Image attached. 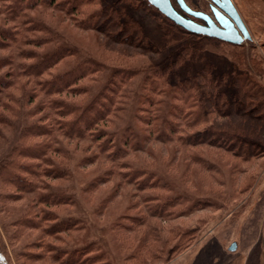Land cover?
I'll return each mask as SVG.
<instances>
[{
  "label": "rangeland",
  "instance_id": "obj_1",
  "mask_svg": "<svg viewBox=\"0 0 264 264\" xmlns=\"http://www.w3.org/2000/svg\"><path fill=\"white\" fill-rule=\"evenodd\" d=\"M116 1L102 0L105 4H114ZM118 1H121L118 2L119 5H125V25L122 24L124 19L111 24L109 18L102 16L99 17L98 24L103 23L108 28L100 31L79 25L86 17L84 14L95 8L96 4L91 2L69 0L72 12H67L62 10L68 6L67 0H52L48 7L39 5L30 11L31 17L44 21L49 30L39 31L36 26L28 30L27 38L30 39L27 41H33L29 46L35 49V53L41 54L51 48L62 55L60 59L53 61L56 64L49 67V72L55 74L85 57L101 61L108 68L98 75H101L98 80L92 81V86L91 83L86 84L94 88L91 91L95 93L109 75L111 66L141 70L126 78L125 82L116 75V91L120 90L118 97H121L118 101L125 104L116 113V118L107 119L105 124L108 129H116L117 132L98 140L101 145L110 147L108 151L102 152L97 142L86 137L53 138V148L45 153L50 155L52 167L49 171L54 174L48 173L42 181L57 194L69 195L72 201L67 205L49 207L59 215L76 219L78 230L60 233L63 238L44 235L42 240L54 243L55 248H59L57 251L85 246L80 256L84 260L97 259V264H264L262 120L247 118L242 110L227 117L214 114L216 123L231 126L220 128L215 122L198 123L191 117L182 116L173 119L175 131L171 133L170 139L165 140L158 138L153 131L156 107L152 106L151 110V106L144 103L142 106L139 104L138 108L148 112L143 113V120H135L136 125L141 128L142 137L129 136L126 139L122 132L125 123L131 122L136 95L148 93L150 84L147 82L155 80H144L152 72L150 65L154 66L161 60L157 49L151 44L162 48L166 41H174L173 45L167 46L169 50L166 53H176L186 43L200 42L199 49L204 51L206 59L212 61L218 58V52L232 51L231 47L221 46L220 39H211L215 37L202 38L187 30H179L144 8L135 10L125 0ZM191 1L206 3V0ZM12 2L0 0V28L7 35L18 27V22L23 23L25 15V10L14 9ZM234 2L253 35L251 41L242 42L243 55L250 54L248 49L252 47L251 51L258 57L257 66L263 70L264 3L262 0ZM136 29L143 31L147 44L143 41L140 45L130 42L138 38ZM43 37H49L47 43H40ZM197 37L200 41L196 40ZM8 40L6 38L5 42ZM63 47L74 48L75 53L63 55L58 52ZM6 51L0 50V55H7ZM12 54L11 51V56ZM7 57V64L1 68L3 73H8L13 78L12 65L15 62L9 61L10 57ZM32 60L29 58L26 61ZM18 61L25 62V59L19 58ZM199 63L195 58L189 59L178 72L192 71ZM81 67H85L84 64ZM240 72L256 78L264 86L259 75L255 76L244 68ZM46 73L40 78L46 77ZM84 80L88 81L81 78L79 83ZM173 82L172 77L169 85H163L161 90L168 94ZM39 89L41 85L34 79L33 91ZM158 93L156 96L163 95L160 90ZM89 95V90L77 94L80 101L87 99ZM58 96L59 94H53V97ZM18 98L23 110L28 109L22 97ZM45 102V97L38 91L32 103H28L36 112L34 115L26 118L23 110V117L20 114L12 117L11 111L1 114L5 121L0 122V163L5 160L10 146L16 144L24 125L37 123L38 118L42 119L44 115L46 118L43 122L53 125L55 109ZM241 107L256 114L258 103L255 99L246 97L241 100ZM207 125L212 128L204 129ZM93 129L96 132L106 130L100 124H93ZM213 129L220 134H213ZM58 135L62 137L60 133ZM249 137L250 140L246 139ZM182 139L186 144H180ZM115 149L118 150L117 153H114ZM30 161L26 160L25 163L29 164ZM109 167L115 169V174L108 173ZM164 181L168 184L167 187L156 185ZM10 190L12 188H0V196ZM20 193L16 196L18 198L0 197V247L7 264L69 263L71 260L63 262L65 256L50 251L47 245L41 244V238H38L42 227L52 221H41V227L34 229L15 222L28 213L23 216L24 221L28 220L26 216H32L27 223H37L41 215L38 213L41 205L35 203L31 193ZM39 193H43V190ZM232 241L236 242V248L229 250ZM28 253H35L37 256L28 257Z\"/></svg>",
  "mask_w": 264,
  "mask_h": 264
},
{
  "label": "trees",
  "instance_id": "obj_2",
  "mask_svg": "<svg viewBox=\"0 0 264 264\" xmlns=\"http://www.w3.org/2000/svg\"><path fill=\"white\" fill-rule=\"evenodd\" d=\"M12 1L14 9L18 11L25 10L23 12L25 15H23L22 18L23 23L19 20L20 23H17L18 27L11 30L8 35L7 32H4V30L0 28V50H7V55H0V68L7 64V56L10 57L9 61L15 62V64L12 65L14 71L13 78H10L8 73H3V67L0 70V122L2 123L5 121V117L1 114L4 112L7 113V111H11L10 114L12 117H18L19 114L20 117H23V111L26 118L34 115L36 112L34 109H31V105H28V103H32L33 97L36 96L38 91L45 97V103H48L55 109V117L52 119L53 125L43 122L46 118L45 115L42 119L38 118L37 123L34 122L24 125L16 144L10 146L5 160L0 163V188H12V190L5 192L0 197L1 199L8 197L15 198L21 194L20 192L26 194L31 193L35 199V203L41 205L38 210V213L41 214L39 216L40 219H37V223L28 224L27 222L30 221L32 216H26L28 220L24 221L23 216L28 214L25 213L16 219L15 222L34 229L41 227L39 226L41 221H52L51 224L43 225L44 227H42L38 236V238H41L42 245H47L50 251L65 256V258L62 259L63 262H66V259L71 260L69 263L63 264H97L99 262L97 259L96 261L93 259L84 260V258L80 256L86 248L85 246H73L67 250L63 249L57 251L56 249L59 248H55L54 243L42 240L44 235H56L57 238H63L59 235L60 233L78 230L76 219L72 220L70 217L59 215L49 207L53 205H67L72 199L65 193L57 194L54 189L50 188L42 181V178L48 175V173L54 174L53 171H49L52 167L51 160L49 159L50 155L48 156L45 152L53 148L52 140H54V137L59 139L63 137H68L70 139L86 137L93 142H97L101 151H108L110 147L101 145V142L98 140L100 138L110 137L117 132L116 129H108L106 127L107 125H105L108 122L107 119L116 118V113H119V110L123 109L121 108L123 106L122 104H125L123 101H118V98L121 97H118L120 90L116 91L117 77L119 76V79L125 82L126 78L136 73V71L139 72L141 70L133 67L111 66L109 68V75L105 78L100 90L97 92L95 91V93L91 91L94 88L88 87L86 84L91 83L90 86H92V81L98 80V77L101 76L98 75L101 73L103 74L108 68L107 65L101 61L92 57H85L81 61L55 74L49 72L50 66L56 64L53 63V61L56 58L60 59L62 55L51 48L43 51L41 54L35 53V49L29 46L33 41H27L30 39L27 38V31L31 30L34 26H36V29L39 31L47 32V30H49L44 21L34 20V18L31 17L32 14H30V11L39 5L48 7L52 0ZM129 1L130 0H125V3L131 4L132 6L130 7L135 10L144 8V10H148L152 15H157L166 20L171 26L187 32L183 27L174 23L155 6L150 4L148 0H135L134 3ZM78 2H91L96 4L94 9L84 14L86 17L84 21L79 23L81 26L91 27L99 31L106 29L108 28L107 25L104 26L103 23L98 24V19L102 16L109 18L112 22L111 24H115L116 20L121 22L124 19V23L122 24L125 25V5L118 4V2L120 3L121 1L117 0L114 4L113 2L105 4L102 0H78ZM66 3H68V6L61 9L72 12L70 8L71 5L69 7V0H67ZM23 24H25L26 27H24ZM136 34L138 38L130 40V42L140 45L143 41V43L147 44L146 37L143 35L144 33L141 29H136ZM166 34L169 33L166 32ZM195 34L202 38H211L201 33ZM6 38L9 39L7 43L5 42ZM199 39L198 37L196 38L197 41H200ZM211 39L218 40L216 38ZM48 40L49 37H43L40 39V43H47ZM125 40L128 39L125 38ZM219 43L221 46H230L232 51L226 53L218 52V58H214L215 60L213 61L206 59L207 56L204 51L199 49L200 47H198V45L200 42L196 44L193 42L186 43L183 48L176 53L175 51H173V53H166L169 50L167 46L173 45L174 41H166L162 48L160 45H150L157 49L156 51L160 54L161 60L154 66L150 65L152 72L144 79L148 81L149 78L152 80L155 79L149 82L146 81L150 84L148 93L141 92L136 95L137 100L135 101V109L132 111L131 122H126L122 130L126 139L130 138L129 136L135 138L142 137V135H140L141 128L136 125L135 120H143V113L148 112L146 109H142L141 107L138 108L139 104L142 106L144 103L150 105L151 110L152 106L156 107L154 109L156 115L153 118L152 124L154 127L153 131L156 132L158 138L165 140L170 139L172 137L171 133L175 131L173 119L182 116L191 117V119H195L198 123L210 121L214 124V114L220 117H227L231 113L238 114L242 110V113L247 118H258V120H262L264 124V86L260 84L259 80H256V78L245 76L241 72L239 73L243 68L248 69L253 72L255 76L259 75L258 77L262 78L261 80L264 81V69L262 70L257 66V55L251 51L253 49L252 47L248 49L250 54L243 55L244 46L242 43L234 44L221 40H219ZM73 49L74 48L63 47V49L60 48L58 52L63 55L65 53H75V49ZM11 51L13 52V56H11ZM8 53L10 55H8ZM19 58H24L25 62L18 61ZM29 58L33 60L26 61L29 60ZM194 58L200 62L196 69H192V71L184 70L183 73L178 72L187 60ZM259 60L261 59L259 58ZM251 62L253 63L252 65ZM82 64H84L85 67H81ZM45 73L46 77L40 78ZM172 77L174 78V82L171 85V91L167 94L166 91H162L161 89L163 85H169L168 82H170ZM81 78H85L89 82L84 80L79 83ZM34 79L37 84L39 83L41 85V89L38 91H33ZM85 81L86 83H84ZM88 90L90 95L87 99H81L80 101L77 94ZM159 90L163 93L162 96H156ZM54 93L59 94L58 98L53 97ZM158 94H160V92ZM15 96H17V98ZM18 97H22L24 105L28 106V109L23 110L20 106ZM246 97H251V99L257 101L258 109L256 111L254 110L256 114L251 112V110L240 108L241 100ZM93 124H100L106 130L102 129L100 132H96L95 129H93ZM216 125L220 128H231V126L218 123H216ZM211 128V125L204 127L206 130ZM212 131L213 134H220L215 129ZM58 133H60L62 137L59 136ZM201 133H204V131ZM246 139L250 140L251 138L249 137ZM182 141L183 139L180 140V144H186ZM117 152L118 150L115 149L114 153ZM26 160H31V163H25ZM47 163L49 165L44 166V164ZM128 169L131 170V167ZM108 170V173L115 174V169L112 167H109ZM58 174L61 175L64 173ZM126 176H128V174H126ZM156 185H162V188L168 186L165 181ZM40 190H43V193L40 194ZM36 216L35 214L34 217L36 218ZM64 226H66V228ZM76 255H79V257H76ZM33 256L37 255L35 253H32V255L28 253V257ZM5 258V254L0 247V264H7Z\"/></svg>",
  "mask_w": 264,
  "mask_h": 264
},
{
  "label": "water",
  "instance_id": "obj_3",
  "mask_svg": "<svg viewBox=\"0 0 264 264\" xmlns=\"http://www.w3.org/2000/svg\"><path fill=\"white\" fill-rule=\"evenodd\" d=\"M150 4L155 6L160 12H162L166 17L171 19L174 23L180 25L185 30L194 33H201L210 37H215L222 41H226L229 43L240 44L242 40L249 39L250 35L244 26L242 20L240 19L234 5L232 4L231 0H215L220 7L229 14L235 21L239 31L234 27L231 21L228 23L222 21V16L219 15L218 12H215L216 18L218 19L221 27H218L214 22L207 20V25L203 26L197 24L191 19L185 18L181 14H179L171 5L170 1L168 0V7L162 8L159 5H156L152 2V0H148ZM264 2V0H262ZM179 4L185 8L191 14L201 16L200 12L191 11L183 2V0H178ZM203 16V15H202ZM221 16V17H220ZM224 17V16H223ZM226 19V18H225ZM236 248V242L232 241L229 245V250H234Z\"/></svg>",
  "mask_w": 264,
  "mask_h": 264
},
{
  "label": "flooded vegetation",
  "instance_id": "obj_4",
  "mask_svg": "<svg viewBox=\"0 0 264 264\" xmlns=\"http://www.w3.org/2000/svg\"><path fill=\"white\" fill-rule=\"evenodd\" d=\"M172 7L182 16H184L185 18L191 19L194 22H196L197 24L200 25H207V20L209 19L210 21L214 22L218 27H221V24L219 23L218 19L216 18L215 12H218L219 15L222 16V21L228 23V21H231L234 25V27L239 31V28L237 27L235 21L233 20V18L231 16H229V14L227 12H225L219 4H217V2L215 0H206V3L204 1L205 4H203L202 2H198V3H193L191 0H183V2L185 3V5L191 10V11H195V12H200L201 16H197L194 14H191L190 12H188L185 8H183L178 0H169ZM220 0H218L219 2ZM232 4L234 5L240 19L242 20L244 26L246 27L250 38L249 39H245V42L251 41L252 39V30L249 27V25L247 24V21L244 19L243 15L241 14V12L239 11L237 5L235 4L234 0H231ZM264 3V2H263ZM206 7V8H205ZM207 9V10H206ZM203 15V16H202ZM220 16V17H221ZM224 16V17H223ZM226 18V19H225ZM240 32V31H239Z\"/></svg>",
  "mask_w": 264,
  "mask_h": 264
},
{
  "label": "snow or ice",
  "instance_id": "obj_5",
  "mask_svg": "<svg viewBox=\"0 0 264 264\" xmlns=\"http://www.w3.org/2000/svg\"><path fill=\"white\" fill-rule=\"evenodd\" d=\"M152 2L156 5H159L162 8L168 7V0H152Z\"/></svg>",
  "mask_w": 264,
  "mask_h": 264
}]
</instances>
